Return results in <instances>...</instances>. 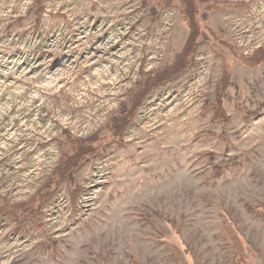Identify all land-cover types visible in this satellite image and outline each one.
Wrapping results in <instances>:
<instances>
[{"label":"rangeland","instance_id":"obj_1","mask_svg":"<svg viewBox=\"0 0 264 264\" xmlns=\"http://www.w3.org/2000/svg\"><path fill=\"white\" fill-rule=\"evenodd\" d=\"M190 1L135 106L183 0H0V264H264V0Z\"/></svg>","mask_w":264,"mask_h":264},{"label":"trees","instance_id":"obj_2","mask_svg":"<svg viewBox=\"0 0 264 264\" xmlns=\"http://www.w3.org/2000/svg\"><path fill=\"white\" fill-rule=\"evenodd\" d=\"M184 4H186V7H184L183 14L185 15L184 18L187 20V24L189 28L191 29L192 34L190 33V38L188 39L186 45L184 46L183 50L176 55L175 60L165 67L162 71H160L156 76L148 77L149 81L145 85V89L142 91L136 92L132 98L131 101L134 102L135 106L140 102L142 99V94L144 91L149 90L150 87H155V85H158L159 83H163V81H172L175 79V77L180 74L182 71L186 69V66H188V56L191 53L192 49L194 48L195 44V38L197 37V26L196 22L194 20L193 16V4L190 0H183ZM194 32V33H193ZM192 35V36H191ZM131 110V108L129 109ZM224 111H222L223 114ZM223 116H225L223 114ZM224 119H227L223 117ZM128 113H126L123 116L114 117L113 119V126L115 131H120L123 129V127L126 125V122L128 121ZM86 148H80L79 150H76L74 153L70 155H66L62 157L60 163L58 164L56 171L58 178L63 180L67 179L73 171L79 166L80 160H82ZM84 154V155H83ZM83 155V156H82ZM79 189H75L72 194L76 195ZM14 219H20L19 216H9ZM17 217V218H16Z\"/></svg>","mask_w":264,"mask_h":264}]
</instances>
